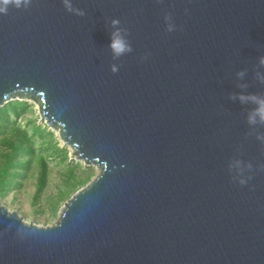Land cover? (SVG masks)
I'll return each mask as SVG.
<instances>
[{"label": "water", "instance_id": "obj_1", "mask_svg": "<svg viewBox=\"0 0 264 264\" xmlns=\"http://www.w3.org/2000/svg\"><path fill=\"white\" fill-rule=\"evenodd\" d=\"M11 100L98 173L51 226L0 206V264H264V0L10 4Z\"/></svg>", "mask_w": 264, "mask_h": 264}, {"label": "rangeland", "instance_id": "obj_2", "mask_svg": "<svg viewBox=\"0 0 264 264\" xmlns=\"http://www.w3.org/2000/svg\"><path fill=\"white\" fill-rule=\"evenodd\" d=\"M15 103L26 105L25 112L16 119V126L28 135H31L32 129L39 128L42 136L32 140L33 156L16 187L0 193V206L10 212L15 211L25 223L51 226L65 202L89 183L98 169L76 159L57 132L40 120L37 106L32 101L11 100L3 106ZM42 146L47 147L44 152L40 151ZM42 161L45 162L44 185L35 199Z\"/></svg>", "mask_w": 264, "mask_h": 264}, {"label": "trees", "instance_id": "obj_3", "mask_svg": "<svg viewBox=\"0 0 264 264\" xmlns=\"http://www.w3.org/2000/svg\"><path fill=\"white\" fill-rule=\"evenodd\" d=\"M26 110L25 104L15 103L0 108V193L16 187L22 172L27 169L33 156L32 140L42 136L39 128L32 129L31 135L16 126L18 119ZM46 146L40 151L44 152ZM38 177V188L35 199L44 185L45 162Z\"/></svg>", "mask_w": 264, "mask_h": 264}, {"label": "clouds", "instance_id": "obj_4", "mask_svg": "<svg viewBox=\"0 0 264 264\" xmlns=\"http://www.w3.org/2000/svg\"><path fill=\"white\" fill-rule=\"evenodd\" d=\"M30 2L31 0H0V4L3 5V7H0V14H7V7L10 4L14 5L17 9H19L22 4L27 7ZM69 10L71 9L69 8ZM77 14L83 15V12L78 11ZM112 24L118 25L119 20H113ZM169 31H171V27H169ZM110 47L114 55L117 57L124 54L125 52H130L132 50L131 46L125 41L123 37L120 36L119 30L112 34ZM112 70L113 72H115L117 69L114 66ZM260 104L261 106L258 107L255 111L260 115L261 120L264 121V101L260 102ZM250 122H254L251 117ZM241 183H244V181H241Z\"/></svg>", "mask_w": 264, "mask_h": 264}]
</instances>
